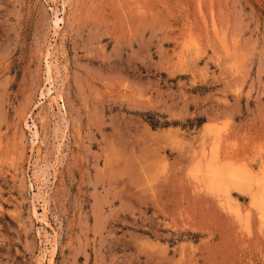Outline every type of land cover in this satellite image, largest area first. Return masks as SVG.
I'll use <instances>...</instances> for the list:
<instances>
[{"label": "rangeland", "instance_id": "obj_1", "mask_svg": "<svg viewBox=\"0 0 264 264\" xmlns=\"http://www.w3.org/2000/svg\"><path fill=\"white\" fill-rule=\"evenodd\" d=\"M0 264H264V0H0Z\"/></svg>", "mask_w": 264, "mask_h": 264}, {"label": "bare ground", "instance_id": "obj_2", "mask_svg": "<svg viewBox=\"0 0 264 264\" xmlns=\"http://www.w3.org/2000/svg\"><path fill=\"white\" fill-rule=\"evenodd\" d=\"M55 21H56L55 23H56V25H57L58 22L61 21V19H56ZM58 28H59V27H58ZM55 34H56V33H55ZM51 66H52V65H51ZM54 68H55V67H54ZM25 125H26V124H25ZM34 128L36 129V127H34ZM36 136H38V135H37V131L34 132V137H36ZM39 168H40V167H39ZM36 172H37V171H36ZM247 172H248V171H247ZM41 173H42V172H41ZM48 173H49V172H48ZM206 174H207V173H206ZM238 175H239V174H238ZM43 177H44V176H43ZM38 180H39V178H38ZM211 180H212V179H211ZM37 183H38V182H37ZM220 183H221V182H220ZM39 186H40V185H39ZM226 191H227V190H226ZM43 207H44V206H43ZM34 211H35V210H34ZM45 212H46V211H45ZM43 214H44V213H43ZM41 216H42V215H41ZM45 217H46V216H45ZM43 219H44V218H43ZM45 220H46V219H44V221H45ZM45 222H46V221H45ZM44 224H46V223H44Z\"/></svg>", "mask_w": 264, "mask_h": 264}]
</instances>
